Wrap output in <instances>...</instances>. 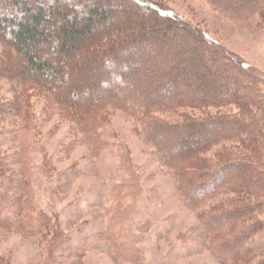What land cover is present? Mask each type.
<instances>
[{"label":"trees","instance_id":"obj_1","mask_svg":"<svg viewBox=\"0 0 264 264\" xmlns=\"http://www.w3.org/2000/svg\"><path fill=\"white\" fill-rule=\"evenodd\" d=\"M59 1L0 0V84L14 83L12 97L0 95V239L39 228L48 233L42 264H66L78 255L64 251L72 246L67 232L35 203L32 193L31 157L42 140L32 104L38 96L45 118L68 123L94 157L110 149L101 130L111 116L119 111L133 118L144 144L175 176L185 204L200 209L223 196L199 216L208 248L220 264H264V256L248 253V245L264 231V91L258 79L237 56L163 9L159 0H126L130 5L124 10L115 0H110L114 5L109 0H65L72 5L65 8ZM205 1L227 18L258 16L264 26V0ZM43 10L50 17L59 13V35L50 28L54 23L41 29L43 20H49ZM16 12L21 16L12 29ZM54 45L53 58L40 56L42 47ZM139 46L148 50L137 56V69L120 79L125 88L99 90L93 79L86 95L72 89L70 61L75 57H84L81 67L98 70ZM185 108L226 110L183 114L181 120L158 116ZM9 139L15 146L4 147ZM120 157L130 177L113 189L107 230L86 237V246L102 240L114 242L118 250L126 246L119 242L120 233L135 214L143 186L131 158ZM53 159L44 152L38 168L53 176Z\"/></svg>","mask_w":264,"mask_h":264},{"label":"rangeland","instance_id":"obj_2","mask_svg":"<svg viewBox=\"0 0 264 264\" xmlns=\"http://www.w3.org/2000/svg\"><path fill=\"white\" fill-rule=\"evenodd\" d=\"M115 1L123 6L121 9L126 4L130 5L126 0ZM115 1L109 0L110 5H114ZM159 1L163 9L171 10L180 20L204 32L221 49L237 56L244 68L258 79L264 91V26L258 16L248 20H233L216 12L205 0ZM59 3L64 8L72 7L65 0ZM121 9H116L118 16L123 12ZM55 14L50 17L43 10V15L49 20H43L40 27L48 28V25L54 23L55 28H50L59 35L61 22L57 18L60 16L58 12ZM20 16L16 12L17 18L9 23L11 27L19 21ZM11 34L10 38L13 37ZM57 46L42 47L40 56L53 58ZM146 50L145 46L130 49L128 55L123 54L122 58L110 66L100 64L98 70L81 67L85 63L84 57H75L70 61V69L73 71L70 79L72 89L79 88L81 94L86 95L83 92L93 79L97 80L99 90L125 88L120 79L137 69V56ZM18 60L23 61V57H18ZM107 77L109 83L105 84ZM13 89L14 83L1 82V97H12ZM32 104L42 140L40 151H34L31 157L35 165L31 189L35 203L44 208L50 218L57 220L67 232L72 246L67 245L64 251L69 254L76 250L78 254L69 257L66 264H220L208 248L209 240L199 216L213 203L221 201L223 196L200 209H192L185 204L179 197L175 176L159 163L151 148L144 144L133 118L115 112L108 125L101 130L110 149L102 156L94 157L82 142L81 135L73 132L68 123L61 122L58 117L45 118L44 101L40 97L33 96ZM225 110L185 108L179 113H158V116L166 120H181L183 114L200 116ZM9 146H15L12 139L4 143V147ZM220 148H214L210 156ZM44 152L54 158L53 176L38 168ZM123 154L131 158L143 186L135 214L123 223V231L120 233L119 242H126V246L118 250L115 243L109 240L95 241L86 246L83 244L86 237L107 230L109 215L106 209L113 202V189L130 177L122 167L120 156ZM261 217L264 219V212ZM45 235L48 233L36 228L29 234L13 231L1 238L0 264H42L46 252ZM248 250L250 256H264V231L252 240Z\"/></svg>","mask_w":264,"mask_h":264}]
</instances>
